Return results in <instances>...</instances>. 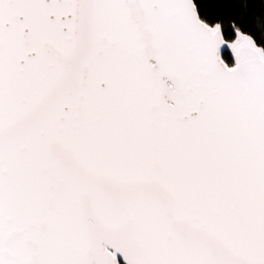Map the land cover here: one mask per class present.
<instances>
[{"label":"snow or ice","instance_id":"1","mask_svg":"<svg viewBox=\"0 0 264 264\" xmlns=\"http://www.w3.org/2000/svg\"><path fill=\"white\" fill-rule=\"evenodd\" d=\"M0 264H264V0H0Z\"/></svg>","mask_w":264,"mask_h":264}]
</instances>
